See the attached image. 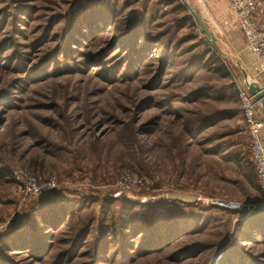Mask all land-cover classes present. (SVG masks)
<instances>
[{
  "label": "rangeland",
  "instance_id": "rangeland-1",
  "mask_svg": "<svg viewBox=\"0 0 264 264\" xmlns=\"http://www.w3.org/2000/svg\"><path fill=\"white\" fill-rule=\"evenodd\" d=\"M205 5L201 0H0V224L6 231L31 227L28 221L42 203L48 208L64 202L81 212L51 234L41 261L25 253L8 261L264 264V241H238L246 213L264 210L237 97V88L253 83L248 55L239 48L240 35L226 32L230 22ZM92 17L99 21L88 25ZM89 26L100 33L91 34ZM135 26L136 46L143 48V39H149L167 52L162 73L159 50L137 55L132 44L110 48L112 38ZM212 58L226 77L209 66ZM258 108L264 118V108ZM196 122L200 134L192 130ZM15 169L54 178L57 190L46 198L25 197L12 178ZM126 176L139 185L128 178L126 188H118ZM128 204L139 210V219L170 213L190 231L177 238V246L165 243L143 254L129 250L124 262L120 253L111 256L113 244L96 253L104 241L100 225L111 231ZM85 223L91 226L88 244L77 255L62 257L74 230ZM132 239L130 245L141 243Z\"/></svg>",
  "mask_w": 264,
  "mask_h": 264
},
{
  "label": "trees",
  "instance_id": "trees-1",
  "mask_svg": "<svg viewBox=\"0 0 264 264\" xmlns=\"http://www.w3.org/2000/svg\"><path fill=\"white\" fill-rule=\"evenodd\" d=\"M92 18L93 19L90 22H87L88 25L98 20L95 17ZM78 24L79 23L74 25V30L79 28ZM80 25L83 26V24ZM134 28V33L133 31H128L122 36L119 35V37L116 36L112 38L110 48L118 46V43H121L122 45L132 44L131 51L137 55L139 53L147 55L151 52V48H153V50H159L160 52H163L162 58H164L160 61L162 64V73L167 64V52H164L159 45L151 42L149 39H143V48L136 46L135 41L138 37L136 35L137 27L135 26ZM82 30L84 31L86 28L82 27ZM88 30L91 34L95 32L96 34L100 33V31L93 30L92 26L87 27V31ZM141 36L143 37L144 35ZM131 51L129 54L132 53ZM209 66L211 68L213 66V70H215L216 74L219 76H227L225 68L221 65V62L218 59L215 58V60H213L212 58V62L211 64L209 63ZM3 98L4 97H1L0 101H2ZM194 127L195 129H192L193 132H199L198 134H200L201 129L200 126L198 127V122L195 123ZM132 205L133 204H128V207L122 206L121 211L114 221L111 231L108 227L105 228L103 225H100V236L104 241H102V243H97L98 245L95 248L96 253H100L113 244L115 245V250L111 253V256H115L120 253V257L122 258L121 261L124 262L127 259L129 260V250H131V253L133 254H136L137 252L143 254L144 250L146 252H148V250L157 252L164 248L165 243H167V248L177 246L180 242L177 238L184 237L189 233L188 231H190V227H188V224H186L185 221L179 223L178 219L175 217L173 218L170 213L160 218L161 220L158 217L153 216L147 221V217L145 215H142V218L139 219L137 215L140 212H138L139 210L133 211L134 208L130 209V206ZM38 206L41 207V210L38 212L35 210L32 221H28V223L31 224V227H28V225L27 227L16 226L15 228L7 231L5 229L0 233V260L4 263L12 264L6 257L15 258L23 253L27 254V256H32V260L37 262L41 261L44 258L43 256H45V250L48 244H50L51 234L62 227L68 226L74 217L81 215V212L79 211L80 207L75 205V207L71 208L64 202L48 205L50 206L48 208H44V203ZM139 207H141V205H138V208ZM246 215L247 216L244 217L243 221H241L243 231L240 233L238 238V241L240 242L239 244L245 243L247 240H251L253 243L263 242L264 210H252L246 213ZM90 231L91 226L89 223H85L82 227L80 226L76 228L74 230L75 237L70 241L71 243L69 244L68 249H65L62 257L77 255L81 246L88 244L86 239L90 235ZM133 237L134 239H132ZM258 238L260 239L258 240ZM131 239L134 241H141V243L130 245L132 242ZM192 253L193 251H188V254ZM95 260L97 263H100V259L98 257H95Z\"/></svg>",
  "mask_w": 264,
  "mask_h": 264
},
{
  "label": "built area",
  "instance_id": "built-area-1",
  "mask_svg": "<svg viewBox=\"0 0 264 264\" xmlns=\"http://www.w3.org/2000/svg\"><path fill=\"white\" fill-rule=\"evenodd\" d=\"M232 12L237 27L243 35L245 47L256 66L257 73L264 78V29L258 23L254 22L253 15L256 11V0H225ZM247 87L237 88V97L241 106V112L244 122H246L249 138L252 145L251 161L255 167L258 187L260 189L262 200L259 207L264 209V140L261 137L262 129L264 128V118L259 113L257 101L247 92ZM264 92V88H261ZM130 176L121 177L119 179L118 188L123 187ZM12 178L18 185L22 194L25 197H34L37 199L46 198L55 193L57 190V182L54 178H42L38 175L27 173L21 169H15L12 172ZM140 183L136 177L129 178ZM139 185V184H138ZM121 194L115 193L114 197H119ZM219 203H214L219 206ZM223 205V204H222ZM225 206V204H224ZM241 207L237 205L236 209ZM6 229V225L0 224V233Z\"/></svg>",
  "mask_w": 264,
  "mask_h": 264
},
{
  "label": "crops",
  "instance_id": "crops-1",
  "mask_svg": "<svg viewBox=\"0 0 264 264\" xmlns=\"http://www.w3.org/2000/svg\"><path fill=\"white\" fill-rule=\"evenodd\" d=\"M204 2V4H206V8H211L212 10L215 11V13H220L223 15V23H225V21H228L230 22V25H229V30L228 29H225L226 32H234V33H237L238 35H240V43H239V48H242L246 55L247 56V60L248 62L246 63V67H247V70H248V74H250V76L253 77V84H256L258 87H261L263 88V85H264V78L262 76H260L256 70V66L254 65L246 47H245V41H244V38L242 36V34L238 31L237 29V24H236V21H235V18L232 14V12L230 11L229 9V6L227 5L226 1L225 0H201V2ZM257 3H256V11L253 15V19H254V22L258 23V25L264 29V0H256ZM209 2V3H208ZM222 23V25H223ZM233 40V39H231ZM247 83H252L250 81H248ZM246 83V84H247ZM245 84V86H246ZM263 136V137H262ZM261 137L263 138L264 140V128L262 129V132H261ZM240 161V160H238ZM240 164V163H239Z\"/></svg>",
  "mask_w": 264,
  "mask_h": 264
},
{
  "label": "water",
  "instance_id": "water-1",
  "mask_svg": "<svg viewBox=\"0 0 264 264\" xmlns=\"http://www.w3.org/2000/svg\"><path fill=\"white\" fill-rule=\"evenodd\" d=\"M188 10H189L190 14L192 15V17L194 18V20L197 21L196 23L199 26V28H201L202 32L206 35V37L208 39H211V36H210L208 30L206 29L204 24L201 22L199 17L196 15V13L192 9H190L189 7H188ZM246 87H247L246 89H247V92L249 93V95L252 96L254 98V100L257 101L258 103H260V106H262L264 108V92H263V90H261L260 87H258L256 84H253V83H247Z\"/></svg>",
  "mask_w": 264,
  "mask_h": 264
},
{
  "label": "bare ground",
  "instance_id": "bare-ground-1",
  "mask_svg": "<svg viewBox=\"0 0 264 264\" xmlns=\"http://www.w3.org/2000/svg\"><path fill=\"white\" fill-rule=\"evenodd\" d=\"M220 206V205H219ZM228 207V206H227Z\"/></svg>",
  "mask_w": 264,
  "mask_h": 264
}]
</instances>
